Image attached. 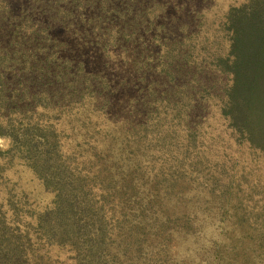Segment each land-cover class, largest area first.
Here are the masks:
<instances>
[{"label":"trees","instance_id":"16d2710c","mask_svg":"<svg viewBox=\"0 0 264 264\" xmlns=\"http://www.w3.org/2000/svg\"><path fill=\"white\" fill-rule=\"evenodd\" d=\"M58 2L26 0L14 10L0 0V136L10 140L0 149V264H147L156 261L149 246L159 238L165 254L177 255L184 250L177 234L193 235L192 218L180 222L183 216L166 205L157 187L165 185L169 192L201 168L225 165L219 133L197 136L202 113L220 122L233 151L264 156V0H245L222 15L199 59L205 80L191 67L185 78H177L167 51L164 73L172 93L150 108L154 116L149 109L142 124L122 131L105 109L99 113L103 120L95 116L106 94L105 77L84 72L81 60L73 65L49 32L51 20L65 19L72 10L86 17L77 0L69 10ZM92 24L93 32L110 38L112 26ZM197 96L211 108L200 106L202 113L194 114ZM182 117L194 127L187 125L175 140L174 120L179 127ZM158 150L164 154L160 160L154 157ZM142 155L154 165V183ZM27 175L50 195L43 208L28 202L33 190ZM212 176L193 177L205 186ZM184 189L181 185L179 193ZM107 203H119L120 211L107 213L114 206ZM111 223L115 235L109 234Z\"/></svg>","mask_w":264,"mask_h":264},{"label":"rangeland","instance_id":"374dc122","mask_svg":"<svg viewBox=\"0 0 264 264\" xmlns=\"http://www.w3.org/2000/svg\"><path fill=\"white\" fill-rule=\"evenodd\" d=\"M8 1L14 10L26 4V0ZM57 1L65 10H69L72 3L76 2ZM243 1L245 0H77L84 8L86 17L82 19L78 11L72 10L65 13V19L61 15V19L51 20L49 32L61 41V53L73 59V65L75 61L81 60L84 72L92 77H105L106 94L100 96L101 110L95 109L94 114L97 115L96 118L103 120L99 113H103L105 109L112 118H108L112 125L121 130L142 124L148 112H152L154 116L155 112L150 108L163 98L165 100L166 94L172 93L173 83H170L164 73V67L170 60L167 51L171 50L169 65L172 72L180 74L177 78H185L186 71L191 67V72L198 73L197 78L205 80L199 59L205 58L209 39L213 32L217 33L216 28L222 15L231 6ZM89 16L91 19L93 17V21L88 19ZM92 22L112 26L110 38L102 36L100 32H93ZM188 49L192 50L189 58L184 55ZM192 104L195 106L192 111L194 114L202 113L200 106L211 108V102L201 100L198 96ZM206 115L205 112L202 113L201 134L197 136L206 138L211 130L219 133L218 144L226 150L221 151L225 155L224 168L222 170L218 165L219 168L213 171L212 167L206 166L195 171L196 176L203 174L208 177L214 174V181L205 180V186L192 174V178H185L189 179L187 182L179 180L173 188L168 187L169 192L174 189L171 193L165 185L157 187L166 205L176 210L178 216H183L180 222L186 217L192 218L189 226L193 229V235L176 233L177 241L180 239L182 242L180 247L183 244L184 248L177 255L169 252L165 254L160 249V238L151 242L149 252L156 261H148L147 264H264V238L260 239L264 230L259 228L263 225L264 217V156L249 153L244 148L233 151L231 139L219 129L220 122L209 117L205 119ZM174 122L179 131L176 132L175 140L182 137L187 125L194 127L184 117L181 118L179 127L178 119ZM199 140L201 139H198V143ZM9 144L8 137L0 136V149L8 148ZM163 155L158 150L154 157L160 160ZM215 155L221 157L219 153L215 152ZM211 157L212 160H218L214 153ZM139 158L144 169H147L149 182L154 183V170L151 169L154 167L153 163L148 155ZM27 178L33 190V196L28 202L35 209L43 208L50 200V195L42 192L29 175ZM181 185L188 189L180 190L182 192L179 193ZM95 193L99 192L93 186V194ZM110 205L114 206L109 207L107 213L120 211L119 203H109L108 206ZM239 218L244 221H239ZM112 228L111 223L109 234L113 235ZM203 243L204 250L200 248ZM180 253L182 254L179 255ZM214 253L222 258L219 256L215 259ZM144 255L147 257L146 253ZM180 258L185 262L181 263Z\"/></svg>","mask_w":264,"mask_h":264}]
</instances>
